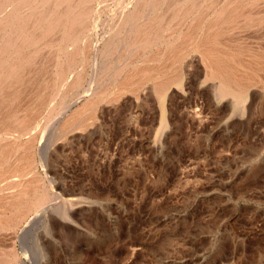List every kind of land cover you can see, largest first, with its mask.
Wrapping results in <instances>:
<instances>
[{"label":"bare ground","instance_id":"1","mask_svg":"<svg viewBox=\"0 0 264 264\" xmlns=\"http://www.w3.org/2000/svg\"><path fill=\"white\" fill-rule=\"evenodd\" d=\"M194 56L221 100L262 94L264 0H0V264H26L33 220L56 230L46 213L62 187L49 184V145L88 134L103 107L145 86L163 109ZM74 190L62 200L71 207L85 202Z\"/></svg>","mask_w":264,"mask_h":264},{"label":"rangeland","instance_id":"2","mask_svg":"<svg viewBox=\"0 0 264 264\" xmlns=\"http://www.w3.org/2000/svg\"><path fill=\"white\" fill-rule=\"evenodd\" d=\"M198 63L188 58L163 109L145 86L103 107L88 134L49 145V184L62 187L46 213L56 230L33 220L26 264H264V90L221 100ZM70 188L82 205L62 202Z\"/></svg>","mask_w":264,"mask_h":264}]
</instances>
